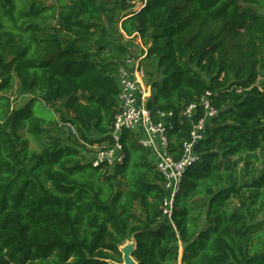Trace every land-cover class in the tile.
<instances>
[{
	"label": "trees",
	"instance_id": "1",
	"mask_svg": "<svg viewBox=\"0 0 264 264\" xmlns=\"http://www.w3.org/2000/svg\"><path fill=\"white\" fill-rule=\"evenodd\" d=\"M259 9L264 0H0V264L121 263L130 241L137 264H177L179 247L181 264H264ZM137 39L147 108L173 113L174 159L189 139L182 111L206 90L219 110L169 220L164 179L130 132L122 164L89 162V147L110 143L117 69ZM14 94L30 99L14 106ZM57 102L73 144L49 135Z\"/></svg>",
	"mask_w": 264,
	"mask_h": 264
},
{
	"label": "built area",
	"instance_id": "2",
	"mask_svg": "<svg viewBox=\"0 0 264 264\" xmlns=\"http://www.w3.org/2000/svg\"><path fill=\"white\" fill-rule=\"evenodd\" d=\"M136 41L142 53L135 58H126L117 69L116 115L109 133L110 143L106 141L102 147H89V162L93 168L102 171L122 164L125 156L120 136L124 130L130 132L136 143L150 152L155 169L164 179L167 196L163 201V215L169 220L173 201L184 174L197 160L193 148L205 138L208 129L218 117L219 110L213 106L214 94L206 90L196 102L182 111L181 118L188 121L190 126L189 139L182 143L180 158L174 159L169 153V142L166 136V132L173 128L170 121L173 113L152 112L147 108L151 91L150 87L143 83L144 75L140 65L145 58L146 48L142 46L139 39Z\"/></svg>",
	"mask_w": 264,
	"mask_h": 264
},
{
	"label": "rangeland",
	"instance_id": "3",
	"mask_svg": "<svg viewBox=\"0 0 264 264\" xmlns=\"http://www.w3.org/2000/svg\"><path fill=\"white\" fill-rule=\"evenodd\" d=\"M139 7H140V4H138V6L136 7V10ZM259 10L264 12V9H259ZM123 43L125 44L126 42H123ZM127 47H128V50L133 53V56L134 57H136L137 56V53L139 52V50H141L140 45L137 43V41H135L134 43L131 42L130 43V46H127ZM146 51H147V48H146ZM105 56H109V57L111 56L112 57V60L115 61L116 64H120L121 61L123 60V59H121L120 57H118L116 55H111V53H109V52H105ZM134 57H132V58H134ZM147 63L150 64V67L148 66V69L149 70H154L155 63H154L153 59L148 60ZM146 81H147L146 78L143 77V83L146 82ZM12 97L14 99V103H13L14 106L24 105L30 99L28 96H24L22 98H18V97H16V94L12 95ZM47 109L49 110V112H53L54 122L57 125L56 127H52V129H51V133L49 134L51 136V138H60L62 140V142L65 143V144H69V145L70 144H73L74 143L73 142V139L68 137L69 132H68L66 126L63 125V123H61V121L59 119V116L61 115V113H60L61 111L64 114H66V112L63 109L62 103L61 102H57L55 104H51L50 106L47 107ZM41 115L43 117H49V113L46 112V111H42V114ZM23 134H24V132H22V135ZM29 148L32 149V150H37V151L40 150V146L37 143L32 142L31 140L29 142ZM255 220H257V222L263 221V215H262V213L259 214L256 217ZM128 243H131V242H126L123 246H125ZM181 257H182V248L179 247L177 264H181V262H180L181 261Z\"/></svg>",
	"mask_w": 264,
	"mask_h": 264
},
{
	"label": "water",
	"instance_id": "4",
	"mask_svg": "<svg viewBox=\"0 0 264 264\" xmlns=\"http://www.w3.org/2000/svg\"><path fill=\"white\" fill-rule=\"evenodd\" d=\"M131 243L126 244L125 246L120 248V252L122 254V262L115 263L109 261V264H137L134 259L132 258V252L135 248V243L130 241Z\"/></svg>",
	"mask_w": 264,
	"mask_h": 264
}]
</instances>
